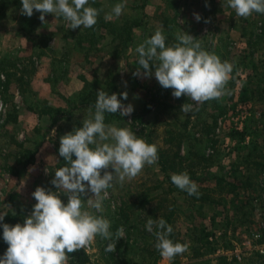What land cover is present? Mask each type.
<instances>
[{"label":"rangeland","instance_id":"obj_1","mask_svg":"<svg viewBox=\"0 0 264 264\" xmlns=\"http://www.w3.org/2000/svg\"><path fill=\"white\" fill-rule=\"evenodd\" d=\"M118 3H125L122 14L105 19ZM86 6L102 10L97 23L73 30L63 17L47 14L42 22L35 10L30 18L20 14L21 0H0V213L6 214L0 222V257L2 224H23L37 203L32 196L37 187L57 191L51 180L58 168L67 166L59 156L60 137L94 115L88 107H76L88 100L96 103L97 92L103 90L134 108L128 116L116 113L123 119L104 116L105 124L129 128L171 155L180 144V173L194 169L193 175L203 182L195 181L198 188H206L210 199L192 201L162 173L158 161L145 165L135 178L113 181L103 212L88 205L93 193L84 196V210L110 221L113 240L96 236L90 252L71 253L68 262L154 264L157 241L146 230L147 220H158L175 207V233L187 250L171 260L159 253L156 264H217L221 257L229 264H264V170L245 164L250 155L264 154L258 122L264 115L258 90L264 86V45L254 51L242 36L247 23L261 26L264 14L239 17L227 0H89ZM158 29L166 46L177 44V34L184 31L199 39L204 50L230 62L228 94L196 103L187 95L173 97L174 90L162 88L154 75L134 76L140 67L136 47ZM149 95L154 105L147 112ZM187 103L192 110L184 113L181 108ZM62 110L71 111V117L56 119ZM245 128L250 135L243 139L232 135ZM197 154L210 158L207 169L191 167L199 160ZM178 169L176 165L170 175L179 174ZM107 171L114 174L111 168ZM143 194L154 200L144 210H130ZM60 198L67 204L66 195ZM121 226L124 237L117 242L115 232ZM192 231L210 234L217 250L211 253L209 246L192 244ZM115 242L116 251L105 250Z\"/></svg>","mask_w":264,"mask_h":264},{"label":"clouds","instance_id":"obj_2","mask_svg":"<svg viewBox=\"0 0 264 264\" xmlns=\"http://www.w3.org/2000/svg\"><path fill=\"white\" fill-rule=\"evenodd\" d=\"M21 4V15L30 18L35 10L41 13L39 19L46 22L45 16L53 14L63 17L73 30L81 26L92 28L102 11L86 6L89 0H21ZM227 5L243 18L253 12L264 14V0H227ZM124 7L125 3L116 4L105 19H112L113 14L119 17ZM194 15L199 21L200 16ZM176 39L177 44L166 46V37L161 30H156L154 35L136 47L140 67L133 75L148 78L154 75L162 88L174 90L173 97L187 95L196 103L228 94L226 85L233 72L232 64L222 62L219 56L204 50L199 39L184 31L178 33ZM120 95L124 100L128 99L127 92ZM191 110V104L182 105V112ZM133 111V106L122 104L117 94L109 95L103 90L97 92L94 115L83 119L82 127L60 137L59 156L67 166L58 168L51 180L57 191L37 187L32 193L37 203L23 224H2L3 240L8 248L0 257V264H67L69 254L88 248L96 236L113 240L110 221L84 210V196L89 191L93 193L94 196L87 199L88 205L103 212V200L114 180L122 184L125 178H135L145 165L157 161L155 144L138 138L129 128H118L104 122L105 112L128 116ZM52 135H56L55 129ZM109 168L114 170V174L107 171ZM171 181L188 195L199 196L198 185L187 172L172 174ZM61 194L67 196V204L60 198ZM5 216L0 213V222ZM146 230L155 235V247L164 259L171 260L187 250L185 244L174 243L168 238L173 228L162 217L158 220L150 217ZM115 237L117 242L123 239V226L116 230ZM117 242L109 243L105 250L116 251Z\"/></svg>","mask_w":264,"mask_h":264},{"label":"trees","instance_id":"obj_3","mask_svg":"<svg viewBox=\"0 0 264 264\" xmlns=\"http://www.w3.org/2000/svg\"><path fill=\"white\" fill-rule=\"evenodd\" d=\"M242 36L248 39L249 46H251L254 51H257L259 48H262L264 45V20L261 23V26H257V25H253L251 23H247V25L242 28ZM263 83H264V81H263ZM258 87H259L258 90L261 92L262 99H263L264 98V86L258 85ZM258 90L256 92H259ZM251 92L254 93V91H251ZM147 99H148V102H147V105H148L147 112H148L149 110H151L152 105H154V99L152 98L151 95H149ZM82 107H88L89 109L95 111V102L88 100V101H86V103H83L82 105H77L76 108L80 109ZM147 112H145V115H147ZM71 115H72L71 111L67 112V111L62 110V111H59V115H57L56 119L70 118ZM104 116L107 118V120H108V118L123 119V117H121L120 115H118L116 113L105 112ZM258 122H259V125H261L260 129L264 132V115L261 116V118L259 119ZM232 135H240V137L243 139V137H246V135H250V132L248 129L245 128L244 131H241V132L233 131ZM251 135H252V133H251ZM253 143H254V141H253ZM253 146H254V144H253ZM255 147H256V145H255ZM179 149H180V144L178 145V151H176L175 154L171 155L169 151L157 148V155H158L157 161H158L159 167H160L162 173H164L166 176H168V178L170 180H171L170 172L176 170V165L179 166V169L177 170V172L178 173L181 172L180 166H182V162L184 161L183 160L184 157H182L180 155ZM254 156H256V157H254ZM196 157L199 160L196 164L192 163L191 167H196L197 165H201L204 169H207V167H208L207 163H209L210 158L206 157V155H199V154H197ZM245 164H246V166L255 167V169H257L259 172H260V170H262V172H263V170H264V154L259 153L258 155H254V154L250 155V157L245 161ZM193 170L194 169H191L190 171L187 172L189 174L190 178L193 181H197V183H199L200 185L203 184V182L201 180H199L198 177L193 175L194 174ZM237 178H239V177H237ZM220 181L223 182L224 180H220ZM240 182H242V181H240ZM198 191H199L198 197L197 196H190V195H188V193L186 191H184V192L187 195V197H189L192 201H196V200H200V199L205 201V200L210 199V196L205 193V191H207L206 188H201V189L198 188ZM153 200L154 199L149 194L140 195L137 198L136 203H134L133 205H129V209L132 210V208H133V210H135V209L144 210V209H146L148 204ZM175 213H176V209H175V207H173V209L170 212H168V213L163 212L161 214V217L164 218L167 221V223L169 225H171L173 228V232L168 238L171 239L174 243H177V242L181 243L177 238V233H175V228H174ZM155 230L156 229L154 228V231ZM209 235L210 234L203 236L197 232L192 231L190 233L189 237H192V239H191L192 244H194V245L198 244L201 246H209L210 252L212 253V252H215L217 250V248H216V243L213 242L211 240V238H209L210 237ZM150 238L157 241V239L153 233H151ZM198 245H195V246H198ZM7 248H8L7 244L4 243L3 247H2V252L5 253ZM199 253L197 252V256L199 255ZM83 254H84V252H83ZM158 254H159V251H158ZM158 254H156L154 256V264H156L158 261ZM233 261H235V260L233 259ZM209 264H212V263H209ZM217 264H229V263L226 260V257H221L219 263H217Z\"/></svg>","mask_w":264,"mask_h":264},{"label":"built area","instance_id":"obj_4","mask_svg":"<svg viewBox=\"0 0 264 264\" xmlns=\"http://www.w3.org/2000/svg\"><path fill=\"white\" fill-rule=\"evenodd\" d=\"M262 229L264 230V223H262ZM256 236L260 237V235H256ZM91 249H92V247H91V245H90L88 248H86V249H84V250H85L86 252H90ZM262 253H263V252H262ZM236 257H237L238 259H240L239 256L236 255ZM67 264H70V263L67 262Z\"/></svg>","mask_w":264,"mask_h":264}]
</instances>
